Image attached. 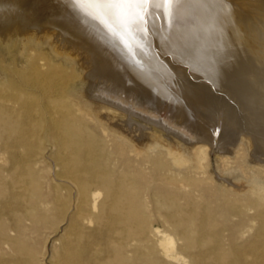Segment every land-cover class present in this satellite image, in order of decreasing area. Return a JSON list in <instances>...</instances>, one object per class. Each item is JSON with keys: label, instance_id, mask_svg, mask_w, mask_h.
I'll use <instances>...</instances> for the list:
<instances>
[{"label": "rangeland", "instance_id": "obj_1", "mask_svg": "<svg viewBox=\"0 0 264 264\" xmlns=\"http://www.w3.org/2000/svg\"><path fill=\"white\" fill-rule=\"evenodd\" d=\"M28 29L0 36V264H264V157L246 137L184 143L177 163L150 138L173 136L141 138L93 98L83 51Z\"/></svg>", "mask_w": 264, "mask_h": 264}, {"label": "bare ground", "instance_id": "obj_2", "mask_svg": "<svg viewBox=\"0 0 264 264\" xmlns=\"http://www.w3.org/2000/svg\"><path fill=\"white\" fill-rule=\"evenodd\" d=\"M27 2L0 0V36L31 27L30 34L53 32L68 42L69 60L83 51L89 78L99 81L93 98L111 114H123V127L141 138L159 129L173 136L176 148L162 134L150 138L167 146L177 163L184 143H193L191 151L222 152L239 135L256 158L264 157V0H228L223 13L215 0H188L177 20L163 11L151 19L154 31L140 41L142 48L126 46L122 10L104 0H33L26 8ZM47 4L52 12L42 18L39 9ZM199 79L203 83H194ZM217 91L223 97L213 95ZM139 145H133L137 152Z\"/></svg>", "mask_w": 264, "mask_h": 264}, {"label": "snow or ice", "instance_id": "obj_3", "mask_svg": "<svg viewBox=\"0 0 264 264\" xmlns=\"http://www.w3.org/2000/svg\"><path fill=\"white\" fill-rule=\"evenodd\" d=\"M68 2L78 4L80 0H68ZM88 2L95 3L98 0H88ZM104 2L122 10L121 30L129 41L126 46L131 47L134 44L142 48L140 41L145 40L153 30L149 26L151 19L163 11L169 20H177L188 0H104ZM215 2L220 5L222 13L227 11L228 0H215Z\"/></svg>", "mask_w": 264, "mask_h": 264}]
</instances>
